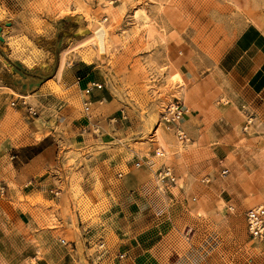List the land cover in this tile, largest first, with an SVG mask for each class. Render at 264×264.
I'll return each instance as SVG.
<instances>
[{
	"label": "rangeland",
	"instance_id": "obj_1",
	"mask_svg": "<svg viewBox=\"0 0 264 264\" xmlns=\"http://www.w3.org/2000/svg\"><path fill=\"white\" fill-rule=\"evenodd\" d=\"M95 20L104 55L86 41ZM37 79L70 134L52 174L70 184L63 205L1 181L0 264H264L245 221L264 205V0H0L1 94L29 103ZM89 79L103 84L90 120ZM93 156L108 167L82 169Z\"/></svg>",
	"mask_w": 264,
	"mask_h": 264
},
{
	"label": "crops",
	"instance_id": "obj_2",
	"mask_svg": "<svg viewBox=\"0 0 264 264\" xmlns=\"http://www.w3.org/2000/svg\"><path fill=\"white\" fill-rule=\"evenodd\" d=\"M64 75L66 74L63 66L60 70H56L55 76L63 77ZM31 81L32 86L28 94L31 95L29 103L38 107L39 115L37 117L26 115L25 108L18 102L11 105L14 98L9 92H4V95L1 94L0 90V181H3L4 184L7 183L6 190L8 192L13 193L12 190H15L16 198L19 195L24 196L26 192L23 191V187H28L27 189L30 190V193H27L28 195L36 192L45 193L47 199L51 201H55L57 195L60 194V202L64 205L62 201L65 200V194L56 186L63 183L68 185L70 182H64L63 179L57 180L58 177H53L52 174L56 165L59 166L62 154L65 155L67 152L66 146L68 143L70 145L73 144H71V140L65 139L67 135H70L68 134L69 132L59 127L62 125V120L63 123L65 122V119L60 116L61 113L57 114L58 119L56 121L52 118L51 111L45 110V104L56 99L55 95L51 91H48L49 87L45 79ZM65 83L66 81H62L60 86H65ZM7 89L16 92L11 87L7 86ZM18 94L20 93L18 92ZM22 94L25 95L24 93ZM97 95L100 94L98 91H95L93 93V103H95L94 98ZM52 120L56 121L55 124ZM81 136L87 138L91 136V132H87L86 130L81 131ZM78 143L79 146L77 147H79V150H84L88 147V149H93L90 147V144L86 145L82 141ZM92 158L87 162L80 161L83 164L82 169L89 168L87 163L91 164L90 169H96L97 171L108 167V164H104V162H108V159L98 161L97 156H93ZM133 177L134 175L125 176V179L131 180ZM144 181V179L139 180L136 186L127 188L128 191L134 189L135 192L136 189L139 190L141 188L140 184ZM55 192H58V194H55ZM52 209V207L45 208L48 212L52 211ZM61 216L66 217L65 209H61Z\"/></svg>",
	"mask_w": 264,
	"mask_h": 264
},
{
	"label": "built area",
	"instance_id": "obj_3",
	"mask_svg": "<svg viewBox=\"0 0 264 264\" xmlns=\"http://www.w3.org/2000/svg\"><path fill=\"white\" fill-rule=\"evenodd\" d=\"M85 78L83 76H77L76 80L77 83H81ZM103 84L99 81L89 79L84 82V85L81 88L82 92V109L85 115H87V118L90 120V113L92 109V103H93V93L95 91L100 92L103 89ZM16 102L12 101L11 105H14ZM22 107L26 109V111L29 114L34 115L36 112L34 110V107L31 106L27 100L20 98L19 102ZM183 114L182 107L179 105H174L173 110L170 112V117L167 118V121L178 124L179 119L181 118ZM177 138L181 141H184L186 138V135L183 133L182 130L176 129ZM136 167L140 166L139 162H136L134 164ZM228 170H224L222 174H226ZM118 175H121L120 173ZM157 180L161 183L164 182H171L174 183L175 176L172 174L169 168H162L157 173ZM0 181V191L3 190V185ZM245 221H246V227L249 236L252 239L258 240V241H264V205L254 206L251 208H248L245 212ZM61 243H65L64 239H61Z\"/></svg>",
	"mask_w": 264,
	"mask_h": 264
},
{
	"label": "bare ground",
	"instance_id": "obj_4",
	"mask_svg": "<svg viewBox=\"0 0 264 264\" xmlns=\"http://www.w3.org/2000/svg\"><path fill=\"white\" fill-rule=\"evenodd\" d=\"M90 31L91 33L88 35L86 41L93 47H97L100 54H106L109 49L110 30L103 25L102 21L99 22L95 20L94 26L90 28ZM81 44H83V42Z\"/></svg>",
	"mask_w": 264,
	"mask_h": 264
}]
</instances>
